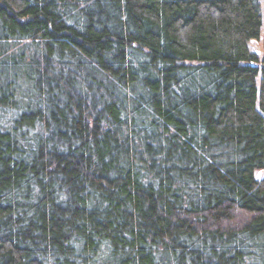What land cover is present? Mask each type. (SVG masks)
<instances>
[{
	"label": "trees",
	"instance_id": "trees-1",
	"mask_svg": "<svg viewBox=\"0 0 264 264\" xmlns=\"http://www.w3.org/2000/svg\"><path fill=\"white\" fill-rule=\"evenodd\" d=\"M264 0H0V264H264Z\"/></svg>",
	"mask_w": 264,
	"mask_h": 264
},
{
	"label": "rangeland",
	"instance_id": "rangeland-1",
	"mask_svg": "<svg viewBox=\"0 0 264 264\" xmlns=\"http://www.w3.org/2000/svg\"><path fill=\"white\" fill-rule=\"evenodd\" d=\"M251 45H252V47H253L255 50H258L259 53H261V54L264 53V45H263V43H262L261 40H259V41H255V40H253V41L251 42Z\"/></svg>",
	"mask_w": 264,
	"mask_h": 264
}]
</instances>
